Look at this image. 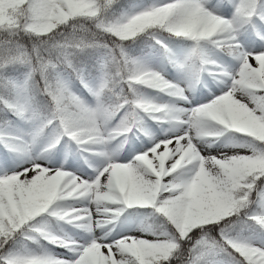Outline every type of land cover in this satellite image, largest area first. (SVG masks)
I'll list each match as a JSON object with an SVG mask.
<instances>
[{"label":"rangeland","instance_id":"1","mask_svg":"<svg viewBox=\"0 0 264 264\" xmlns=\"http://www.w3.org/2000/svg\"><path fill=\"white\" fill-rule=\"evenodd\" d=\"M45 1L60 16L77 0ZM154 19L169 20L171 35L190 43L155 35L158 45L133 59L129 81L139 100L120 110L112 109L105 96L113 48L97 43V75L75 66L81 26L71 25V35L52 44L64 61L53 68L64 91L76 100L72 115L38 116L30 90V51L22 44L0 49L5 55L0 71L12 74L19 115L0 131V236L39 209L47 215L40 228L45 240L32 233L42 248L23 239L14 251L15 264H154L158 257L168 258L178 240L169 230L155 233L146 210L166 217L180 235L219 223L232 215L233 186L243 181L244 173L264 165V64L248 70V105L221 85L246 71L247 55L264 56L256 48L264 42V3L138 2L111 30L123 37ZM7 62L14 64L12 69L5 68ZM49 65L40 60L43 72ZM204 106L211 109L202 111L198 121L217 137L207 152H200L181 122L192 117L191 107ZM134 157L140 161L137 175L128 169ZM63 158H74L82 172L62 174L58 161ZM106 170L109 174L102 176ZM255 205L246 228L224 239L246 261L264 264V187ZM193 250L200 256L196 264H226L207 236Z\"/></svg>","mask_w":264,"mask_h":264},{"label":"trees","instance_id":"2","mask_svg":"<svg viewBox=\"0 0 264 264\" xmlns=\"http://www.w3.org/2000/svg\"><path fill=\"white\" fill-rule=\"evenodd\" d=\"M143 1L152 3L155 0H77L68 3L59 16L53 14L48 3L42 0H0V49L22 44L30 51L34 64L30 88L38 115L50 116L59 110L72 115L77 110L75 100L64 92L57 71L50 65L43 72L39 63L44 59L64 66V61L57 55L52 44L60 41L63 36L71 35L70 28L73 24L82 28L81 40L76 43L80 47L75 49V66L78 69L97 74L101 57L97 43L114 49L105 90L111 108L120 110L129 104L133 106L139 100V91H135L129 81L134 74L133 58L146 54L154 44L158 45L156 34L171 38L177 43H189L184 37L172 36L168 27L170 21L164 19L152 20L149 26L123 37L114 34L111 27L121 18L124 10ZM98 22H102L103 26L98 27ZM4 56L0 54V62ZM13 65L7 62L5 68L12 69ZM10 74L0 71V131L8 124H14L19 117L15 85ZM61 93L64 97L58 102ZM263 186L264 165L244 173L243 184L236 183L232 190L234 209L231 217L219 223L205 225L187 235L177 233L163 215L148 213V222L155 233L169 230L176 234L178 240L170 257H158L154 264H196L198 256L194 253L193 246L203 236L216 243L226 264H252L227 245L224 234L236 235L245 229L247 216L256 208L258 192ZM45 218L47 215L39 209L22 226H9V231L0 236V264H15L14 251L22 244L23 239L42 248L32 233L40 234L45 240V235L39 231ZM45 242L53 244L47 240ZM54 247L65 250L57 244Z\"/></svg>","mask_w":264,"mask_h":264},{"label":"bare ground","instance_id":"3","mask_svg":"<svg viewBox=\"0 0 264 264\" xmlns=\"http://www.w3.org/2000/svg\"><path fill=\"white\" fill-rule=\"evenodd\" d=\"M256 44H254L255 46ZM248 47L254 49L255 47L254 46H250V45H247ZM259 47L260 50H262V52H264V42H262L261 44L260 43H257L256 45V48ZM247 51V49H245ZM247 54V53H246ZM248 58L246 59V65H248L246 67V71L241 75V76H237L236 77V80L235 81H230L228 83H222V87L227 85V89L229 91V96L234 98V100H239L241 101V103H243V105H248L251 103L252 101V97H249L245 94L244 92V87L247 85V80H248V70L249 69H252L253 66H256L258 64H264V56L260 57V58H254V57H250L249 55H247ZM218 87V86H217ZM236 98V99H235ZM208 109H211L210 106H204V107H201L200 109L199 108H196V107H191L190 110L193 111V115L190 119L188 120H185V121H182L181 122V126L184 128V129H189L192 134H191V139L193 140L194 144L196 145V148L200 151V152H207L208 151V146H209V143L210 141L213 139V138H216L217 137V134H215L214 131L211 130L210 128V133H207L205 130H204V126L201 125L198 121L199 119V116H200V113L204 110H208ZM186 145L182 146V149L185 148ZM196 151V150H195ZM29 161H24L22 163L23 166H26L29 162ZM59 164L61 167L64 168V171L62 174H64L65 176L68 175L70 173V171L68 170H71V172H75V171H78V172H82L83 170V165L80 166L81 164H78L74 158H63V159H60L59 161ZM85 168V166H84ZM128 169H129V172L130 174L132 175H137L139 172H140V161H139V158L138 157H134L129 163H128ZM33 170H36V167L33 168ZM55 173H59L58 171H55ZM108 173V170H106L102 176H105L107 175ZM109 174V173H108ZM128 238L125 237L124 238V241H127ZM131 241V240H130ZM122 243V242H121Z\"/></svg>","mask_w":264,"mask_h":264}]
</instances>
